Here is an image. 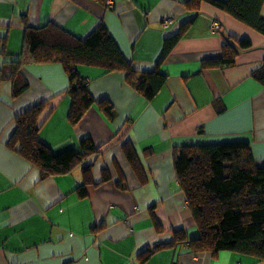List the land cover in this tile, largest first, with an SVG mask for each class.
Instances as JSON below:
<instances>
[{"label":"crops","instance_id":"0c3cea01","mask_svg":"<svg viewBox=\"0 0 264 264\" xmlns=\"http://www.w3.org/2000/svg\"><path fill=\"white\" fill-rule=\"evenodd\" d=\"M182 1L112 0L108 6L97 0H0V41L7 38L0 69L22 52L24 18L31 26L53 22L78 37L104 18L142 72L155 69L165 38L194 18L161 65L168 79L152 100L123 71L79 66L92 97L112 103V117L94 104L76 126L69 122V79L61 63L23 65L29 86L18 97L0 75V264H264L231 251L194 252L186 242L172 246L175 231L185 230L188 239L200 236L174 168L182 146L247 141L255 159L264 161V86L253 77L264 63V35L209 2L194 16ZM165 19L173 23L165 27ZM229 35L248 38L252 46L241 51L236 66L200 72L201 61L218 57ZM43 101L54 110L40 136L56 152L81 149L85 137L102 147L84 161L91 172L85 197L77 192L86 179L82 166L42 178L37 166L7 145L15 114ZM127 144L137 152L141 175Z\"/></svg>","mask_w":264,"mask_h":264},{"label":"trees","instance_id":"16d2710c","mask_svg":"<svg viewBox=\"0 0 264 264\" xmlns=\"http://www.w3.org/2000/svg\"><path fill=\"white\" fill-rule=\"evenodd\" d=\"M97 1L106 4L107 0ZM182 2L194 16L199 13L203 2H209L264 35V16L261 13L264 0ZM193 20V17L190 18L177 33L165 38L155 69L142 72L136 70L127 59L107 28L104 18L85 37H78L53 22L31 26L24 18L22 52L16 59H6L0 75L11 81L12 96L18 97L29 86L22 73L23 65L61 63L69 79L66 91L71 97L69 122L76 126L94 104L100 105L112 117V103L109 100L96 101L92 97L79 73V66L99 67L106 73L123 71L126 81L148 100H152L168 79L160 71L161 65ZM251 46L248 38L229 35L224 39L221 54L202 60L199 71L234 67L241 51ZM6 47L7 38L0 41V51L5 55ZM253 77L264 86V63L253 72ZM215 103L220 110V102ZM53 110L50 101H43L15 114L16 129L7 145L37 166L42 178L68 174L82 166L86 179L77 192L80 197H85L91 172L90 165L84 161L87 156L100 153L102 147H97L90 137H85L80 142L81 149L70 148L56 152L40 136L43 124ZM125 148L130 162L141 175L137 152L130 144ZM174 168L200 236L188 239L185 230L175 231L173 244L151 248L143 252L141 257L146 261L160 248L186 242L194 252L209 251L216 255L220 251H231L264 261V161L258 162L255 159L251 143L232 141L182 146L174 159ZM119 182L121 187H126L123 182Z\"/></svg>","mask_w":264,"mask_h":264},{"label":"built area","instance_id":"2783aa9c","mask_svg":"<svg viewBox=\"0 0 264 264\" xmlns=\"http://www.w3.org/2000/svg\"><path fill=\"white\" fill-rule=\"evenodd\" d=\"M111 3H112V0H107V1H106V5H108V6H110ZM172 23H173V21H172L171 19H165V20L163 21V25H164L165 27L169 26V25L172 24ZM213 26H214L213 29H215V30H219V29L221 28L219 22H215V23L213 24Z\"/></svg>","mask_w":264,"mask_h":264}]
</instances>
